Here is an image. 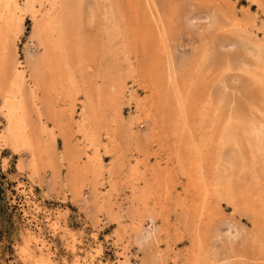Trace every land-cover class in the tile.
<instances>
[{"label":"rangeland","instance_id":"374dc122","mask_svg":"<svg viewBox=\"0 0 264 264\" xmlns=\"http://www.w3.org/2000/svg\"><path fill=\"white\" fill-rule=\"evenodd\" d=\"M75 1L80 3L84 25L91 5L100 3L106 7L112 0ZM124 1L125 4L133 3L134 11L130 12L122 3L125 11L122 15L126 13L124 16L128 17L132 13L139 19L137 25L143 27L148 37L145 49L158 62V73L173 94H176L175 80L185 84L183 87L192 91L190 104L199 108L200 90L212 85L217 95H223V114H227L231 98L234 100V113L246 119L263 98L261 91L264 88L250 76V72L260 73L264 66V0ZM20 2L23 4L24 0ZM36 4L38 8H44L40 3ZM117 19L119 17L111 21L102 19L104 23L95 24L92 28L84 27V32L94 40L100 27L104 26V30L118 28L120 22L117 23ZM22 24L16 51L23 60L27 49L36 52L43 49L35 38V21L30 13L23 16ZM132 25H136L135 21L121 23L123 28L118 29L122 33L119 36L113 34L117 36L106 48L101 42L103 50H109L106 57L109 56V61L114 60L115 65L116 61L122 59L126 61L122 62L123 67L129 61L137 63L140 60L144 43L139 40L131 44L134 37L130 31ZM123 30L127 31L126 34ZM98 36L97 39L103 38V32L101 37L99 33ZM127 81L128 95L130 91L139 98L148 95L140 80ZM78 103L76 118L80 112V101ZM3 105L0 96V264H193L194 255L197 256L196 264H264V235L256 229L253 213L246 208L235 210L226 200L217 197L211 201L214 205L220 203L221 212L203 226L201 246L198 249L192 246L189 230L185 228L184 214L188 212L194 189L179 168H175L176 164L169 161L170 150L167 145H162L164 142L151 144L146 164L157 165L162 170L174 167L175 173L169 182V198L161 199L154 218L148 215L134 216L130 205L132 192L145 185L144 180L132 179L128 175L131 163L136 161V157L142 158L135 145V149L133 146L130 151L129 163L116 181L111 179L109 173L114 156L103 147L102 165L106 167L101 179L96 185L92 178L87 179L80 188H76L67 164L60 162L57 180L51 168L41 167L35 171L30 165L28 152L15 151L9 143L5 144L3 137L8 121ZM123 112L126 117L138 116L134 102L125 104ZM137 118L140 119H136L138 121L134 128L138 129L139 134H144L150 121L145 113ZM195 122L198 124L199 117ZM47 124L52 127L50 121ZM163 131L158 129L160 135ZM82 141L81 134L74 133L73 142L86 150V144ZM55 143L61 158L64 144L57 133ZM104 143H108L106 135L103 136ZM221 145L216 150L219 153ZM219 165L215 163L218 167L216 173L221 171L222 166ZM247 183L252 190L248 198L249 207L257 215L262 211L264 214V200L257 197L260 184L256 186L255 182L253 188L250 175L243 174L238 184ZM154 201L152 198L151 203ZM187 219H190V224H194L195 219V223L199 222L194 214ZM260 219L263 223L264 215ZM222 224L232 226L233 230L228 236L223 233ZM143 234L150 235L147 244L144 241L140 244Z\"/></svg>","mask_w":264,"mask_h":264},{"label":"bare ground","instance_id":"6f19581e","mask_svg":"<svg viewBox=\"0 0 264 264\" xmlns=\"http://www.w3.org/2000/svg\"><path fill=\"white\" fill-rule=\"evenodd\" d=\"M116 1L112 0L106 7L100 3L91 5L83 25L80 3L75 0H24L23 4L20 0H0V96L8 121L3 141L15 151L28 152L30 165L35 171L41 167L51 168L57 180L60 162L67 164L76 188H80L87 179L92 178L94 184L101 179L106 167L102 165L103 147L114 156L109 173L112 180H117L125 170L135 145L142 158L136 157V161L131 163L128 175L132 179L144 180L145 185L133 190L130 205L134 216L148 215L150 218L156 216L161 199L169 198V182L175 173L174 167L162 170L157 165L146 164L151 144L164 142L162 145H167L170 150L169 161L176 164L175 168H179L194 189L193 199L184 215L185 228L189 230L195 249L203 243V226L221 212L220 203L214 205L211 201L213 197L226 200L235 210L246 208L252 212L256 229L264 235V222L261 223L260 219L263 211L257 215L249 207L250 184H238L243 174H249L253 188L255 182L256 186L260 184L257 197L264 200V89L261 91L263 98L246 119L234 113V100L231 98L227 114H223V95H217L212 85L200 90L199 108L190 104L192 91L176 80L175 97L158 73V62L145 49L148 37L143 27L138 26L139 19L132 13L130 17L125 15L127 18L124 16L126 13L122 15L125 12L122 3L130 12L134 11L133 3ZM37 2L44 8H38ZM27 13L33 16L35 38L43 50L27 49L22 60L16 51V42L23 28V16ZM118 17V28H123L121 23L124 21L136 23L130 30L134 34L131 44L139 40L144 43L140 60L137 63L127 60L126 68L123 67L126 63L123 59L116 61V65L114 60L109 61V56L106 57L109 50L104 51L102 47V43L106 48L119 36L117 27L105 30L104 26L100 27L94 40L84 32V27L92 28L95 24L104 23L102 19L111 21ZM102 32L105 40L101 37ZM98 33L101 39H97ZM250 76L264 88V66L260 73L250 72ZM127 79L140 80L148 95L139 98L133 91L128 95ZM78 101L80 112L76 118ZM133 102L138 116L145 113L150 121L144 134H139L134 128L136 119L141 117L124 115V105ZM49 121L52 127L47 124ZM160 128L164 130L162 135L158 132ZM76 132L81 134L86 150L73 142ZM56 133L63 139L61 158L55 143ZM104 135L108 137V143L103 144ZM219 144H222L220 153L216 151ZM215 163L216 166L221 164L220 173L215 172L218 170ZM152 198L155 199L153 204ZM191 214L199 219L198 223H195L197 219L194 224L189 223L187 218ZM221 229L225 236L233 230L230 224L223 225ZM149 240L150 235L143 234L140 244L143 241L147 244ZM262 242L264 250V236ZM193 258L196 262L197 256Z\"/></svg>","mask_w":264,"mask_h":264}]
</instances>
